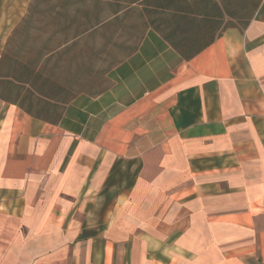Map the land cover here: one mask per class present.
<instances>
[{
  "label": "crops",
  "instance_id": "1",
  "mask_svg": "<svg viewBox=\"0 0 264 264\" xmlns=\"http://www.w3.org/2000/svg\"><path fill=\"white\" fill-rule=\"evenodd\" d=\"M0 264H264V0H0Z\"/></svg>",
  "mask_w": 264,
  "mask_h": 264
}]
</instances>
